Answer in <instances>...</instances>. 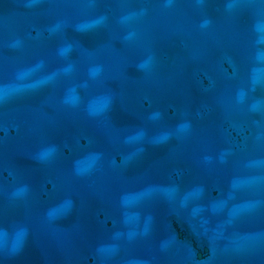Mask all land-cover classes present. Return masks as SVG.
I'll return each mask as SVG.
<instances>
[{"label": "water", "instance_id": "1", "mask_svg": "<svg viewBox=\"0 0 264 264\" xmlns=\"http://www.w3.org/2000/svg\"><path fill=\"white\" fill-rule=\"evenodd\" d=\"M0 264H264V0H0Z\"/></svg>", "mask_w": 264, "mask_h": 264}]
</instances>
